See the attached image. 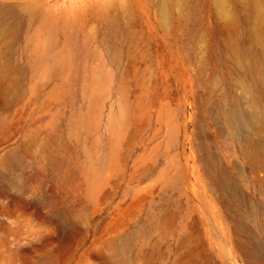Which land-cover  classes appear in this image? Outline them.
Listing matches in <instances>:
<instances>
[{
  "label": "rangeland",
  "instance_id": "1",
  "mask_svg": "<svg viewBox=\"0 0 264 264\" xmlns=\"http://www.w3.org/2000/svg\"><path fill=\"white\" fill-rule=\"evenodd\" d=\"M43 1L0 0V264H264L258 136L218 116L250 110L240 79L264 109L230 52L264 66V0H59L78 46L30 70Z\"/></svg>",
  "mask_w": 264,
  "mask_h": 264
},
{
  "label": "bare ground",
  "instance_id": "2",
  "mask_svg": "<svg viewBox=\"0 0 264 264\" xmlns=\"http://www.w3.org/2000/svg\"><path fill=\"white\" fill-rule=\"evenodd\" d=\"M219 3L224 8L223 3ZM60 8H62V5L59 4V0H44L40 5L28 2L22 7L26 15L24 19L20 20L21 22L15 9H10V16L13 18L12 24L20 22L26 28L25 46L20 49L19 53L20 56L26 59L30 70L34 68L36 59H52L55 63H59L65 59V56L72 49L78 46L79 11L75 9L69 10L70 7L68 9ZM1 26L5 30L9 28L3 21L0 22ZM59 36L62 37V40L59 39ZM105 44L112 55L118 56V50L114 45L108 44L107 41H105ZM230 52L237 63V69L249 72V78L254 88L256 90L260 89L264 96V66L261 67L258 60L245 52L234 48H231ZM40 68L48 72L52 71L54 66H41ZM62 68L70 69L68 66H63ZM18 71L20 69L10 59L3 58L0 55V80L3 77L11 78ZM246 83L247 80H238V84L246 88L250 110L245 111L241 103L238 102L235 104L232 113H226L220 108L218 116L222 119L224 128L229 132H234L235 125H239L241 128L247 125L254 126L258 137L255 140L247 137L246 142L252 151L251 160L255 161L257 168H261L264 167V109L258 106L253 90L247 88ZM10 87H12V84L8 83L5 87H0V89Z\"/></svg>",
  "mask_w": 264,
  "mask_h": 264
},
{
  "label": "clouds",
  "instance_id": "3",
  "mask_svg": "<svg viewBox=\"0 0 264 264\" xmlns=\"http://www.w3.org/2000/svg\"><path fill=\"white\" fill-rule=\"evenodd\" d=\"M105 2H106V0H105ZM33 243H39L40 242V240H34V241H32ZM24 246H30L29 244H26V245H24Z\"/></svg>",
  "mask_w": 264,
  "mask_h": 264
}]
</instances>
